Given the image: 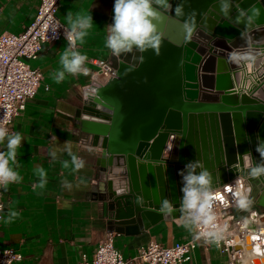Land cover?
<instances>
[{"label":"water","instance_id":"95a60500","mask_svg":"<svg viewBox=\"0 0 264 264\" xmlns=\"http://www.w3.org/2000/svg\"><path fill=\"white\" fill-rule=\"evenodd\" d=\"M231 2L225 18L218 0H170L173 11H162L157 22L160 54L149 50L141 63L131 54L114 57L109 49L108 63L117 75L102 87H89L76 110L85 140L98 150L94 189L108 232L140 233L180 218L178 211L162 214L161 201L169 198L179 207V172L196 160L213 172L215 188L238 180L244 192L251 188L252 208L264 211V177H249L251 164L260 160L257 135L264 140V54L254 62L227 58L229 44L240 48L245 43L240 35L245 25L236 24L235 5L260 9L259 19L245 31L256 47L264 40V0ZM178 3L184 4L183 16L174 12ZM113 17L114 2L107 25ZM193 19L198 35L188 39L183 24ZM240 72L249 77L244 89ZM166 142L172 146L169 153ZM248 152L251 161L243 156Z\"/></svg>","mask_w":264,"mask_h":264},{"label":"crops","instance_id":"0c3cea01","mask_svg":"<svg viewBox=\"0 0 264 264\" xmlns=\"http://www.w3.org/2000/svg\"><path fill=\"white\" fill-rule=\"evenodd\" d=\"M113 2L115 0H60L58 3L56 16L65 27L69 11L73 16L90 11L94 25L82 44L77 41V50L87 55L86 66L93 71L91 60L108 61L109 58L106 26ZM39 3L40 0H0V35L22 32L34 19ZM66 46L65 39L44 44L38 57L27 62L41 73L42 78L35 96L14 118L9 131L19 132L24 137L22 146L17 150L18 172L23 179L19 184H10L7 192L1 190L4 210L0 221V248H9L22 255V260L15 264H77L83 256L90 259L97 245L111 233L106 230L104 205L94 189L100 167L98 150L85 140L78 119L81 117H76V110L81 108L82 100L88 94L87 88L102 87L110 78L96 75L95 84L91 85L89 76L66 74L63 81L56 83L53 73L61 68L60 55ZM246 65L250 69V63ZM244 76L240 72L239 86L243 89L249 84V77L246 76L243 85ZM67 140L72 142L73 151L87 161L79 173L63 168L60 161H51L47 154L51 146L62 145ZM1 147L3 149L4 145ZM63 158L69 159L66 155ZM38 166L48 172V184L44 189L33 188L38 183L35 172ZM79 177L86 178V185H81L79 189L74 187L71 192L62 187V180L75 184ZM65 202H68L67 206ZM10 204L20 212V216L12 223H5L3 217ZM232 212L241 222L242 218L250 216L249 212L237 208ZM137 232L140 233H111L113 245L124 259L134 258L139 248L150 241L171 246L193 239V234L182 226L180 218L160 221L147 230L138 229ZM245 232L260 243L259 238L264 237V223ZM244 245L246 249L249 246L246 241ZM227 262L226 256L221 255L214 245L200 243L187 264Z\"/></svg>","mask_w":264,"mask_h":264},{"label":"clouds","instance_id":"9594fccd","mask_svg":"<svg viewBox=\"0 0 264 264\" xmlns=\"http://www.w3.org/2000/svg\"><path fill=\"white\" fill-rule=\"evenodd\" d=\"M221 14L227 18L232 10L233 4L231 0H218ZM237 8L236 24L243 23L245 31L250 24L255 23L261 15L260 9L256 6H250L248 9ZM184 4L178 3L174 12L178 16H183ZM162 11H173L170 0H115L113 23L106 26L107 38L106 47L111 50L114 57H125L132 55L133 60L138 59L141 63L144 61L142 55L149 50L154 51L156 55L160 54L162 34L158 30L157 22L162 19ZM194 15V14H193ZM67 26L64 28V36L67 40V46L63 48L60 55L61 68L53 73V79L56 83H60L65 79L66 74L84 75L90 73V69L86 66L88 57L77 50V41L81 44L85 37L88 36L89 30L94 25L93 17L90 11L86 14L77 13L73 16L71 11L66 16ZM235 26V25H233ZM183 27L187 33L188 39L196 33V24L194 19L185 20ZM245 31H241V38L245 41L240 48H232L227 52V58L230 62H254L259 55L264 54V40L256 41L254 47L250 36H245ZM58 36V29L53 34ZM260 49V50H258ZM136 53H140L139 57ZM117 75V73H113ZM24 137L19 132L9 133L6 126L0 125V145H4L0 149V190L7 192L10 184H19L22 176L18 169L20 163L17 159V150L22 146ZM6 142V143H5ZM168 153L172 146L166 142ZM91 151V149H89ZM256 151L259 153L260 160L254 161L249 168V177L259 179L264 177V140L257 135ZM48 156L51 161H60L65 169L71 168L73 173H79L85 168L87 161L77 155L73 151L71 141H65L62 145L57 143L48 149ZM69 159H64V156ZM248 160H252L251 152L243 155ZM168 158V157H167ZM38 176V183L33 188L44 189L48 184V172L38 166L35 169ZM182 177L183 193L180 205L177 208L171 199L163 198L160 205L162 214L171 215L174 212H180L182 226L193 234L194 240L204 239L206 243L216 244L219 247L220 241L224 238L223 227L217 224V213L215 212V202L218 199L215 188L216 177L202 161L196 160L189 162L185 168L179 172ZM87 180L79 177L78 181L72 182L64 179L61 181L62 187L69 192L73 188L79 189L81 185H86ZM236 183H239L237 180ZM251 188L246 192L235 191L233 193L235 206L239 211L249 212L255 203L250 195ZM68 205V202H65ZM3 205H0V212H3ZM20 216V212L14 209L11 204L5 217V223H12ZM243 219V227H248V219ZM202 229H208L203 231Z\"/></svg>","mask_w":264,"mask_h":264},{"label":"built area","instance_id":"2783aa9c","mask_svg":"<svg viewBox=\"0 0 264 264\" xmlns=\"http://www.w3.org/2000/svg\"><path fill=\"white\" fill-rule=\"evenodd\" d=\"M59 1L40 0L34 19L22 32L0 35V125L6 126L9 131L14 118L25 110L27 101L35 96L42 78L41 73L31 68L27 62L38 57L44 44L65 39L63 28L65 25L56 16ZM57 29L58 36L54 37ZM91 64L95 69L90 70L87 75L91 79V85L95 84L96 75L105 79L113 75V69L107 60L93 59ZM216 191L220 197L216 200L214 209L218 217L217 224L225 229L219 247L206 243L204 239L176 242L171 246L150 241L139 248L134 258L124 259L114 247L113 235L109 233L97 245L90 259L83 256L77 264H187L191 262L193 253L200 243L205 246L214 245L221 255L226 256L227 264H237L247 253L244 244L248 236L245 230L248 228L243 227L241 220L232 212L236 208L233 193L243 191V188L240 183L234 181L216 188ZM0 205H3L1 190ZM251 212L258 211L253 207L249 215ZM1 219L2 212L0 221ZM251 239L252 242H256ZM253 259L249 257L248 263L253 264ZM21 260L22 255L18 252L0 248V264H15Z\"/></svg>","mask_w":264,"mask_h":264},{"label":"bare ground","instance_id":"6f19581e","mask_svg":"<svg viewBox=\"0 0 264 264\" xmlns=\"http://www.w3.org/2000/svg\"><path fill=\"white\" fill-rule=\"evenodd\" d=\"M248 221L249 224L247 228L249 229L256 228L257 225H259V223H264V211L251 212ZM241 224L243 225V222ZM259 240L260 243L252 242L251 235L247 237V243L249 244L248 248H250V250H247V253L238 260L237 264H247L249 262V257H253L254 258L253 260L256 262L259 259L258 258L259 256H261V258H264V255H262L264 254V237H260ZM237 247L240 248V246ZM261 264H264V262Z\"/></svg>","mask_w":264,"mask_h":264},{"label":"rangeland","instance_id":"374dc122","mask_svg":"<svg viewBox=\"0 0 264 264\" xmlns=\"http://www.w3.org/2000/svg\"><path fill=\"white\" fill-rule=\"evenodd\" d=\"M248 250L250 249V248H247ZM247 264H249V263H247ZM254 264H260V262L259 263H255V261H254Z\"/></svg>","mask_w":264,"mask_h":264},{"label":"snow or ice","instance_id":"6c2138e0","mask_svg":"<svg viewBox=\"0 0 264 264\" xmlns=\"http://www.w3.org/2000/svg\"><path fill=\"white\" fill-rule=\"evenodd\" d=\"M218 198H220V197H218Z\"/></svg>","mask_w":264,"mask_h":264}]
</instances>
